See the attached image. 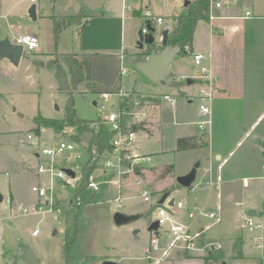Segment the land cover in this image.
I'll return each instance as SVG.
<instances>
[{"label": "crops", "instance_id": "1", "mask_svg": "<svg viewBox=\"0 0 264 264\" xmlns=\"http://www.w3.org/2000/svg\"><path fill=\"white\" fill-rule=\"evenodd\" d=\"M216 1L222 4L221 8L212 9L211 15H213V19L209 13L208 18L198 21L194 31L192 46L189 50L186 47V51L180 53L171 65L168 74L171 84H155L146 77L153 87L144 92L136 89L137 83L132 89L124 85L123 76H127L128 73L123 70V56L121 55L124 50L123 38L120 37L121 47H119L116 45V38L113 40V31L109 34L106 29L107 35L112 40L110 46H108L109 43L99 42V39L95 42L93 41V38L99 35V31L101 32L98 22H102L101 25L106 24L110 22L111 17L100 14V8L95 12L90 11L84 6L83 0H81L78 12H81L83 7L87 11H85L86 17L84 16L81 26H78V31L86 32L83 43L86 50L84 49L79 53L60 52V54H90L92 56L91 77L95 87L94 92L96 93L122 89L135 95L154 97L156 99L155 102L150 104L148 121L137 126L138 148L135 150L136 155L151 157L152 161L144 163L137 170V175H123L120 178L122 185L120 190L116 183H107L108 186L113 185L112 189L117 193V197L122 195V199H125L126 197H123V195L128 193V188L133 190L135 185L138 184L142 188L149 189L151 187L157 192L162 191L163 188L170 187V190L166 193L171 194L169 199H176L174 196L176 193L187 190L178 184L177 178L189 174L195 165L200 163L193 187L184 191V195L187 198L186 203L190 205L208 203V206L212 209L213 203L216 202V211H220L222 189L226 190L227 199L232 192L236 191L237 186L235 184L243 180L244 188L248 189V191L237 194V200L234 201L235 204L245 209L244 211L247 213L245 216H250L249 213L254 211L259 214L264 210V129L259 130V127L264 122V0ZM108 3L109 0H107ZM122 3L124 13L116 15L117 22L120 27L122 26V30L126 10L131 8L130 17H140L143 18V21L147 10L153 12L150 0H142L141 4L135 6V8H133V5L129 8L126 0H122ZM31 5H28L24 11L20 0H0V39L9 38L12 41L14 37L22 34H34L26 24V12ZM35 6L37 7V5ZM138 9L143 10L140 16H133L132 11ZM248 12L251 13L250 16L247 15ZM173 15L179 16L181 14L178 13L177 9L170 17H173ZM156 17L163 19V22L159 25L165 23L164 16L159 15ZM157 26L154 27L156 31ZM169 29V25L162 28L159 37L160 43L163 32ZM173 29L174 27L172 31ZM22 30L27 31L22 32ZM172 31L170 29L169 34ZM197 53L206 55L203 65L209 70L211 83L208 81L206 84V81L197 79L198 69L193 61V56ZM37 54L42 56V58L48 55L40 52H37ZM54 54H50V58ZM23 59L24 56L20 64L15 66L9 59L0 57V135H9L15 132L11 127V120L14 116L17 120H26L30 123V126H33L24 134L27 138V143L23 144L28 149V155L25 159L28 164L24 165L21 168L22 172H20L22 176H26L25 174L31 175L33 178L32 189L36 184L47 183L48 180L44 176L39 175L37 171V166L47 159L34 154L28 135H36L41 140L43 138L45 141H42L50 146L56 145L54 144L56 142L51 138L45 137V130L50 128H42L41 135H37L33 131L36 127L35 118L40 115L47 118L41 114L40 108H38L37 114L28 115L24 110L17 113L18 108L13 109L9 101L11 90L19 89L20 87L19 76H21L20 70ZM144 59L146 58L142 60V57L139 56L136 65L145 61ZM51 60L49 59V62ZM26 63L27 79L23 78V80H33L35 82L38 65L34 60L30 59L26 60ZM44 66L45 64L43 63L41 67ZM188 81H191V83H188ZM204 84H206L208 89L213 90L214 95L211 104L212 125L206 131H202L197 124L200 119L199 101L195 95L196 87ZM165 96L171 97L174 102L165 100ZM50 130L54 131L53 129ZM190 138L195 139L197 146L179 151L178 141ZM80 144L84 146V142ZM85 147L87 145L84 146V149ZM238 147H241L243 151L238 157H235ZM32 158L35 160L33 165H31ZM100 172L96 173L95 171L94 173L97 175L101 174L99 178H105L106 180L108 176L102 175L103 172ZM157 177H159L160 181L157 180ZM139 178L142 183L137 182ZM112 179L113 181L119 180L117 177ZM16 180L17 178L14 179L15 183ZM211 181L217 186L209 187L208 184ZM103 183L101 182V186ZM163 184H165V187H163ZM85 192L94 194V196L96 194L85 189L81 197L85 196ZM166 193H161V196L158 197L159 200ZM214 194L215 197L213 196ZM8 196L11 197L13 203L11 205H13V211L16 212L20 204L18 197L11 189ZM93 199L94 197L91 199L92 203H89L91 206L95 203ZM39 202L42 204V201L37 198L36 206L40 204ZM1 205L2 203H0V213H2V210H12L11 206L5 205L1 207ZM25 209H23L22 215L29 214V212L27 214L24 213ZM81 209L83 210L80 215L86 210V207L82 206ZM122 213L135 214L130 210ZM17 214L19 216L20 213ZM18 216L11 217L0 225L2 246V230L4 226H7V228L12 226L11 219ZM114 228V233L116 230H123V227L115 226ZM134 231L130 229V234L135 237L138 236L140 232L135 234ZM221 232L222 234L225 233L224 238L229 237L225 230ZM243 236L247 237L246 235ZM20 238V236L17 237L18 240ZM249 238L253 242V238L250 235ZM148 244L143 248L144 254ZM245 244L246 242L243 243L242 251H245ZM10 249L16 251L17 247L16 245H11ZM135 253L137 251L134 249L130 250L126 246L118 245L113 247L109 254L102 256L104 260L112 259L119 263L132 264V261L136 258L134 256ZM87 254L86 257H94L91 251L87 252ZM198 256H188L189 258L186 259H178L176 256L177 259H173L171 264H197L198 261L196 260L198 258L194 259V257ZM73 257L77 264V261H79L77 256ZM15 259L16 256L5 263L0 259V264H15L17 262ZM41 263L42 259L40 258ZM102 263L100 262L99 264ZM17 264L24 263L19 262Z\"/></svg>", "mask_w": 264, "mask_h": 264}, {"label": "rangeland", "instance_id": "2", "mask_svg": "<svg viewBox=\"0 0 264 264\" xmlns=\"http://www.w3.org/2000/svg\"><path fill=\"white\" fill-rule=\"evenodd\" d=\"M20 1H22L24 11L30 4L37 5V19L33 20L30 17L29 10L31 5L26 12V24L31 32L38 36L39 49L31 50L25 47L24 59L22 60L23 64L20 70L21 76H19L20 87L19 89L11 90V95H8L9 101L13 109L18 108L17 113L24 110L28 115L37 114L36 112L38 108H40L41 114L49 119L56 120L65 118L68 95L59 90V83L54 75L55 70L52 67L51 59H58V61L64 65L67 72L68 67L65 65V57H55V55H53L50 58L49 55L60 52L79 53L85 49L83 43L86 32L78 31V26H81L84 16L86 17L85 11L87 10L83 7L82 11L78 12L81 0ZM150 1L153 10L152 13L156 16H164L165 18V23L157 26V31L154 35L156 39V48L162 49L161 43L159 42L162 28L169 25L172 31V28L175 27V21H173L174 17L180 16L173 15V17H170L172 13H175L178 9V13L184 15V13H187L189 10L187 7H184L186 0ZM141 2L142 0H126V4L129 8L132 5L134 6L133 8H135V6L141 4ZM192 2L191 0L190 3ZM130 11L131 8L125 11L126 14L122 30V26L120 27L116 18L118 13L120 15L124 13L122 0H109L108 4L106 3L101 6L99 9L100 14L109 15L111 20L103 25H101L102 22H98L101 32L99 31V35L93 38V41L95 42L99 39V42L105 44L109 43L108 46H110L112 40L107 35L106 29L109 34L113 31V40L116 38V45L119 47H121V38H123L124 50L121 54L123 56V70H126L125 72L128 73L127 76H123L124 85L132 89L137 83L136 89L146 92L153 87V85L138 71L136 61L139 59V56L142 57V60L146 58L147 55L150 54L151 48L149 50L148 47L144 50L139 49L137 42L140 37L139 34L144 26V21L143 18L140 17H130ZM142 11V9L133 10L132 15L140 16ZM66 16H68L66 24L67 22H72L73 24L65 25L63 30L57 33V23L63 22ZM26 31L27 30H22V32ZM37 52L48 55L42 58ZM74 56L79 61L84 60L83 54H74ZM28 59L34 60L38 65L35 82H33V80H23V78L27 79L26 60ZM49 59L51 60L50 62ZM42 62L45 64L44 67H41L43 64ZM68 81L70 82L69 79ZM92 84L91 81H85L79 85L77 91L73 92L77 115L79 118L87 121L105 119L110 111L115 110V108L112 109L108 103L107 111L103 112L101 110L100 104L104 103V99H102L101 93L94 92L95 88ZM117 100L118 98L114 96L113 101L116 102ZM94 102H97L98 105L95 106ZM11 127L15 132L9 135H0V194L4 197L1 207L8 205L5 202V197L9 195L10 189L17 195L20 204L16 212L13 211V205H11L12 210H2L0 214L3 215L5 219L18 216L17 213L21 215L19 214L18 217L11 219L10 222L12 226L8 228L4 226L2 230L4 248V254L0 257L2 262L11 261L14 259V256H16L15 261L17 262H15V264L19 262L26 264L22 255L24 246H28L42 259L41 264H65L63 249L66 243V232L69 229H74L75 223L77 222L76 227L78 226L79 229L78 239L72 251V256H77L79 260L77 264H99L100 262H104L106 260L103 259L104 257L102 255L109 254L110 250L118 245L126 246L130 250L134 249L137 251L134 255L136 258L134 257L135 260L132 261V264H146L147 261L144 260L143 248L151 239L149 222L155 219L156 210L151 202H146L141 196L143 188H147H142V186L138 184L135 185L133 190L128 188V193L123 195V197L126 198L118 202L117 193L112 189L113 185L108 186V184L103 183L100 187V191H98L95 196L89 192L84 193L85 196L82 197L81 202L83 206L86 207V210L80 215L83 209L77 206V201L74 198L75 191L65 187L62 182L57 179L54 181L53 192L58 197L56 196V202L53 206L54 211L50 213L46 211L49 209V205L45 203V200H41L42 204H44L42 207L41 202L36 206L38 196L36 195V198L35 194L31 192V186L33 184L31 175L25 174L26 176H22V174H20V172H22L21 168L28 164L25 160L28 155V149L25 147V144H23L27 143V138L24 134L33 126H30V123L26 120H17L14 116L11 120ZM109 127V125L105 124L106 130H108ZM262 129H264V122L259 127V130ZM44 134L45 137L51 138L56 142L54 144L59 143L61 140L72 143L75 149L73 151H68V158H58L56 159V163L61 168H66L75 164L79 166L82 172V165L80 164H84L88 159V154L84 146H88L91 134L85 133L81 136V141L84 142V146L74 140L77 132L74 128L68 126L60 133L46 129ZM42 140L45 141L43 138ZM242 151L243 149L238 147L235 157H238ZM104 162L106 163V161ZM34 163L35 160L32 158L31 165ZM18 174H20V176H18ZM16 178L17 180L15 183L14 179ZM149 178L152 179L151 177ZM158 178L159 177H157V180L160 181ZM107 179L108 178H106V180ZM106 180L105 178H98L99 182H104ZM43 184H46V182ZM164 185L165 184H163V187H165ZM235 186H237L236 191L232 192L227 199L226 190L222 189V203L217 216L218 219L209 227L206 231V235H203L201 238L202 246H206L209 243H216L222 244L223 248L219 251L213 248H206L204 249L205 251L197 254L181 251V253L177 255L178 259H186L189 258L188 256L201 255L194 257V259L198 258L196 260L198 261L197 264H203L205 257L208 256L215 258L210 264H261L259 253L254 249L251 238H249L248 233L240 229L241 222L247 213H245L244 208L237 206L234 202L237 200V194H242L244 191H248V189L246 190L244 188L243 180L238 181ZM148 190H151L150 192L153 194L154 200H156L161 196V193H166L170 190V187L163 188V190L159 192L151 187ZM187 190L176 193L174 195L176 200L187 201L184 195V191ZM213 196L215 197V194ZM93 197V202L95 203L91 206L89 203H92L91 199ZM40 207L42 208L41 210ZM24 208L28 210V215H22ZM216 208V202H214L212 211L217 212ZM36 210H39V212ZM127 210L134 212L135 215H140V218L130 224L122 226V231L116 230L114 233L113 230L116 224L113 218L115 213ZM249 214L258 221L264 222V210L259 214H257V212L255 213V211ZM78 215L80 216L78 217ZM208 223H210V221L206 222V224ZM130 229L139 230V235L136 237L133 236L130 234ZM222 230L228 233V238H224L225 233L222 234ZM17 235L21 237L19 240L17 239ZM135 239H137V241H135ZM245 242V251H242L243 243ZM11 245H16L18 251L11 250ZM89 251L94 254L93 258L86 257ZM173 259L177 258L174 257ZM110 260L113 261L112 259ZM72 264H76L74 257L72 259Z\"/></svg>", "mask_w": 264, "mask_h": 264}, {"label": "built area", "instance_id": "3", "mask_svg": "<svg viewBox=\"0 0 264 264\" xmlns=\"http://www.w3.org/2000/svg\"><path fill=\"white\" fill-rule=\"evenodd\" d=\"M34 0H32L33 2ZM222 4L216 0L211 1L210 16L212 9L221 8ZM251 15L250 12L247 13ZM163 22V19L156 17L151 11L147 10L144 14V26L141 30L142 35L146 38L151 34V28L155 27ZM12 43L15 45H22L28 47L31 50L39 49V38L32 33L22 34L12 39ZM190 47H187L189 50ZM206 55L203 53H197L193 56L195 67L198 69L197 79L201 81H209V70L203 65ZM206 84L197 86L195 89L197 100L199 101V116L198 126L202 131H206L212 125V109L211 104L214 99L213 90L208 89ZM116 96L118 100L113 101V97ZM104 103L100 104V108L103 112L107 111V103L114 111H110L105 119H102L104 125H109V131L114 133L111 139V146L113 151L107 153L99 161V167L97 172L102 171V175H107L108 179L104 183H116L119 190L122 188L120 178L123 175H137V170L147 162H151V157H143L135 154L137 145V126L148 121L150 116L151 103L155 102L154 97H142L122 89L115 91H105L101 93ZM165 100L174 102L169 96L164 97ZM31 149L35 155L39 157L43 156L47 160L37 166L39 175H42L47 179L46 184H36L32 187V193L38 196L40 200H45V203L49 205L48 212H53V206L56 202V194L53 192L54 181L59 180L65 187L72 190L79 191L84 183V178L80 169L75 164L66 168H61L56 159L68 158V151L75 149L72 143L66 141H60L56 145H47L41 141V139L33 134L28 135ZM127 160L128 164H124ZM106 161V163L104 162ZM76 173V177L73 178L68 175L64 169L72 168ZM113 175V176H112ZM100 175L93 173L88 180L87 190L93 193L100 191L101 182L98 181ZM113 177L119 178L118 181H113ZM138 183H142V180L137 179ZM217 186L212 181L208 184L209 187ZM146 202H151L155 210V219L149 222L151 225L154 222L159 223V228L151 232L150 242L145 250L144 260L147 264H171L173 258L184 251L186 253H200L205 251L206 248H213L217 251L223 247L220 244L209 243L206 246H202V236L206 235V231L209 227L217 221L219 211L214 212L208 206V203L204 205L200 204H188L184 201H177L175 199L174 206H169L168 203L171 199H168L165 205H158V200H154L153 194L144 189L141 194ZM77 201V206H83L81 195L74 197ZM122 200V195L117 197V201ZM73 201V200H72ZM5 202L8 206H11L12 199L10 196L5 198ZM44 204L41 205V207ZM40 207V210L42 209ZM39 212V210L37 211ZM24 213L28 211L25 209ZM0 215V225L3 224L7 218ZM9 217L8 219H10ZM207 221L210 223L206 224ZM240 229L253 238L254 249L259 253L260 262L264 264V222L258 221L253 216H245L241 222ZM4 254L2 246V237L0 235V257Z\"/></svg>", "mask_w": 264, "mask_h": 264}, {"label": "trees", "instance_id": "4", "mask_svg": "<svg viewBox=\"0 0 264 264\" xmlns=\"http://www.w3.org/2000/svg\"><path fill=\"white\" fill-rule=\"evenodd\" d=\"M211 1L212 0H194L187 7L189 11L186 14L174 17L173 21H175V27L168 37L169 46H180L182 49L181 53L186 51V47L192 46L195 27L199 20L208 18ZM67 18L68 17H65L63 22L57 23V33H59L61 28L65 25L67 26L73 24L72 22H67L66 24ZM153 28L154 27L151 29ZM54 55L55 57H65V65L68 67L67 72L64 65L60 63L58 59L52 60V67L55 70V77L59 83V90L68 95L67 105L65 108V118L62 120H54L44 118L40 115L34 119L36 127L33 131L35 134L41 135L42 128H50L56 133H60L66 126H68L76 130L77 134L75 135L74 140L79 144L82 142L81 136L83 134H91L89 144L85 147L88 159L87 162L82 164L84 184L75 195V197H78L87 188L89 177L98 169L101 158L107 153L113 151V147L110 142L114 133L106 130L102 119H98L97 121L83 120L78 117L76 112L73 92L77 91L79 85L85 81L92 82V56L90 54H84V60L79 61L74 54L55 53ZM92 85L94 86V84ZM196 146L197 143L193 138L180 139L178 141L179 151ZM124 164H128L127 160L124 161ZM76 225L77 222L75 223L74 229H69L66 232V243L63 249L65 264H72V251L75 247L79 233L78 226L76 227ZM213 259L215 258H212L211 256L205 257L204 264H210Z\"/></svg>", "mask_w": 264, "mask_h": 264}, {"label": "water", "instance_id": "5", "mask_svg": "<svg viewBox=\"0 0 264 264\" xmlns=\"http://www.w3.org/2000/svg\"><path fill=\"white\" fill-rule=\"evenodd\" d=\"M107 0H83V4L90 11H97L101 6L105 5ZM190 1H185V7H188ZM30 17L33 20L37 19V8L33 5L29 10ZM156 29H151V34L146 38L140 32V37L137 42V45L140 50H144L146 47L151 48V52L147 55L145 61L137 64L138 71L147 77L150 81L155 84H166L170 85L171 82L168 78L169 70L171 65L174 63L175 58L181 53L182 49L180 46H169L168 37L169 30H165L162 34L161 46L162 49L155 48V34ZM24 56V47L22 45H15L9 38L0 39V57L6 58L11 61L15 66L20 64L21 59ZM191 83V81H188ZM97 102H94L96 106ZM59 109V108H58ZM23 116V115H21ZM200 167V163H197L191 172L185 176H180L177 178L178 184L186 189L193 187L196 176L197 169ZM65 172L71 177L75 178L76 173L72 168L64 169ZM171 194H164L161 199L158 201V205H165L167 200L170 198ZM4 201V197L0 194V203ZM175 199H171L168 203L169 206H174ZM140 218V215L135 214H125L122 212H116L114 215V223L117 227H122L127 224H130ZM159 228V223L154 222L149 226V231L153 232ZM140 231L135 230L134 233L138 234ZM22 258L25 260L26 264H40V258L37 256L35 251L28 246H24V252ZM102 264H123L117 261L106 260Z\"/></svg>", "mask_w": 264, "mask_h": 264}, {"label": "flooded vegetation", "instance_id": "6", "mask_svg": "<svg viewBox=\"0 0 264 264\" xmlns=\"http://www.w3.org/2000/svg\"><path fill=\"white\" fill-rule=\"evenodd\" d=\"M155 48H156V46H155ZM150 49V47H148V50Z\"/></svg>", "mask_w": 264, "mask_h": 264}]
</instances>
